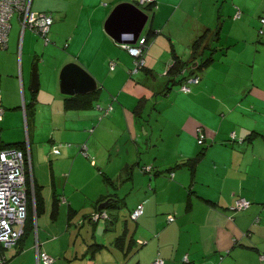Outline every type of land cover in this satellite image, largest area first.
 <instances>
[{
  "label": "crops",
  "instance_id": "obj_1",
  "mask_svg": "<svg viewBox=\"0 0 264 264\" xmlns=\"http://www.w3.org/2000/svg\"><path fill=\"white\" fill-rule=\"evenodd\" d=\"M122 1H133L143 7L146 5L141 0H57L63 18L52 23L50 31L53 29V38L48 34V42L67 40L69 36L66 44L68 52L58 64L54 77L56 87L53 94L59 98L58 109L70 110L65 108L67 93L61 90L60 82L61 70L69 62H79L96 79L97 87H100L98 101L103 107L110 102L113 104L112 101L103 103V91H107L108 95H116L117 100L118 94L131 82V75H134V70L130 69L133 65L132 55L127 46L117 42L105 30L108 15ZM253 1L252 5L245 4L244 8L259 15V20L255 25H235L231 30L226 28L227 25H221V36L216 43L219 48L213 53L214 59L205 66L200 67L196 63L189 65L194 61L190 59L193 49L186 58L180 54L176 44L173 53L170 52L169 39L165 35L152 36L144 52L147 67L143 69L146 72L156 71L161 84H157L159 81L154 79V91L169 97L172 95L168 102L173 109L180 111L172 113L167 124L170 126V135L162 136V141L158 142L156 149L159 157L154 161L148 158L141 165L142 157L138 155L129 175L124 167L132 163L130 153L119 157L118 168L113 169L109 164L111 156L104 160L96 149L95 157L90 154L91 148L87 142H77L78 149H75L74 142H56L54 136L50 137V142L36 134L24 139L31 159L27 168L31 171V178L41 187L43 204L39 214L34 209L31 226L18 241L4 249L6 264H45L39 261V250L57 256L52 264H115V258L118 264H131L130 260L135 256L139 257L136 264H151L159 255L165 258L166 264H264V32H259L261 26L264 29L260 21L264 0ZM156 2L154 9L159 10L154 13L150 27L155 29L156 22L168 26L177 12L174 6L179 4L178 8L184 12L183 21L179 22L184 25L195 24L186 28L190 46L197 36L206 33L200 38L198 45L201 46L213 34L208 28L216 27L213 24L217 11L215 0H210L206 8L201 0ZM199 4L200 15H195ZM225 4H222V8ZM33 8L45 11L41 6ZM238 10L241 11V7L229 5L228 11L234 17ZM71 13L74 14V30L68 33L64 26L69 25L61 24ZM161 14L160 21H157ZM217 21L218 18L215 23ZM169 32L172 33V29ZM44 42L48 43L45 39ZM239 42L244 45L235 48ZM0 50H5L0 51V101L5 106L4 112L5 108L14 109L23 104L25 115L29 104L35 105L37 112V109L41 110L42 102L51 103L49 99L41 100L38 95L42 84L38 89L30 86L28 96L26 85L29 72L25 69L24 61L19 65V43L17 51L10 42ZM164 51L168 54H164ZM218 53L221 55L218 56ZM176 56L189 60L187 68L200 74L201 79L193 86L194 91L176 89V83L167 85L165 67ZM112 63H115L113 68ZM33 90H36V95H33ZM124 97H127V93ZM142 98L137 100L136 105L141 106L138 107L133 125L146 123L143 124L147 134L144 140L148 143L158 139L156 129L161 128L154 124V111H150L147 121L140 117L145 109ZM98 101L91 108L97 109ZM120 106L124 108L123 98ZM84 109L89 108L73 110ZM77 114L84 120H88L86 115H92L84 112ZM137 119L140 122L135 121ZM201 132L202 140L199 135ZM127 134L133 139L138 151L141 141L138 131L130 128ZM0 139L4 140L1 128ZM84 144L87 153L83 151ZM164 145L171 148L165 155L162 153ZM56 148L60 151L56 152ZM203 148L204 153L194 173L187 166H174ZM127 152H130L129 148ZM174 161L175 164L171 165ZM98 163L104 168L97 170ZM146 164L153 165L151 172L142 171L137 177L136 165L143 167ZM165 165L169 166L158 170L157 167ZM147 173L148 179L145 178ZM168 176L170 179H167ZM146 181H149L150 190L145 189L144 193ZM153 183L155 188L151 189ZM126 187L130 192H143L137 196L142 202L137 203H143L144 211L134 219L135 225L127 220L130 232L134 230V241L127 237L125 245L130 246L125 252V247L122 249L115 244L111 235L114 233L116 237L122 231L121 219L107 228L109 219L104 216L91 218V215L97 210L100 199L107 195L117 198ZM241 196L250 199L251 204L243 209L234 208L236 199ZM137 198L130 201L133 206L125 211L123 220L131 217L132 209L138 205ZM116 213L122 214L121 210ZM170 215L174 219L169 220ZM96 242L102 243L101 246L92 245ZM115 249L120 253H114ZM126 258H129L128 261L123 262Z\"/></svg>",
  "mask_w": 264,
  "mask_h": 264
},
{
  "label": "rangeland",
  "instance_id": "obj_2",
  "mask_svg": "<svg viewBox=\"0 0 264 264\" xmlns=\"http://www.w3.org/2000/svg\"><path fill=\"white\" fill-rule=\"evenodd\" d=\"M142 1V0H141ZM204 3V7H207V4L210 2V0H201V3ZM143 3L145 1H142ZM226 3L225 6L222 8V4ZM234 3V4H233ZM254 3L253 0H215L216 4V13H215V21L216 18H218L217 23H215L213 19V24L218 25L219 21L221 19V25H227L226 28L231 30L235 25H255V22L259 20V15H255L251 10H247L244 8L245 4L252 5ZM42 4V5H41ZM232 4L235 8L241 7V16L237 18L234 17V14L229 13V5ZM178 5H175V10H177L175 14L174 20L168 25H159L160 23L156 22L157 24L154 25L155 29L157 28V31L155 32L154 36L157 35V37H161L162 35H165L167 39H169V50L173 53V50H175V44L176 48L179 50L180 54L184 57H189V55L192 52V45L187 43L189 41V36L186 33V28L188 26L193 27L194 25H184L181 24L184 17L183 9H179ZM33 6L35 8L42 7L41 9H44L45 11H49L53 15V24H55L57 21H60V19L63 18V13L59 11L58 9V3L57 0H34ZM44 6V7H43ZM200 4L197 8V12L194 13L195 15H200ZM172 9V8H170ZM221 9V11H220ZM156 10H150L149 14V20L146 24L145 28L143 29V35L146 34V32L149 29V26L151 25L154 17V13L158 11ZM243 10V11H242ZM264 10V7H263ZM235 11V10H234ZM221 13V17H218V14ZM264 14V11L263 13ZM162 14L160 17H158L157 21L161 19ZM262 17V16H261ZM160 21V20H159ZM175 21V22H174ZM181 21V22H179ZM192 22V19H190L189 23ZM11 29L9 32V42L11 47L15 45L16 51L18 50V43L20 45V55H21V61H19V65H22V62L24 61L25 69L29 72L28 75V82H27V91L28 96L30 93V86L32 81V75H33V68L35 63H37L38 67V76H39V85L42 84L41 89H38V95L39 97L46 100L49 99L51 103H44L41 104V110L37 109L29 114L25 113L24 115V109L23 104L19 107H16L14 109H8L5 108L4 114L0 117V128H1V134L4 140H21L30 138L29 135L36 134L37 137L43 138V140H46L47 142H50V137L54 136L56 138V142H60V140H63L62 142H74L76 148L78 149L77 142H87L88 145L91 148L90 154L94 155L95 157L97 154L95 153V150H99L100 156L102 155L103 159L110 158V166L113 169L118 168L119 164V157L123 156L124 153H130L129 157L131 159V164H133L134 161L138 160V155H140L142 158V164H144V161H148L150 158L152 161L157 159L158 156V148L160 140L162 136H169L170 135V126L167 125L169 119L172 117V113L180 112L178 110L173 109L170 104L169 100L171 99L172 95L169 97L166 94H163L162 92H156L154 91V79H157L158 81L161 78H158L156 71L155 72H146L144 69H139V72L136 73L134 71V75H131V82L123 88V91L118 94V99L116 100L115 96L114 98H111L112 95H108L107 91L102 92V98L101 100L103 103L107 104L108 102L112 101L113 104L110 102L106 107H103L102 105L100 108H89L84 110H60L57 107L58 104V97H55L53 94V90L56 87V81H55V74L57 73V67L60 61L66 57V54L68 50L66 49L68 46L67 40L62 39L58 42L50 41L47 44H45L44 39L42 36H40L38 33L33 31L31 28H26L25 32L23 33V26L21 20L18 18L17 14L12 17L11 19ZM177 23V24H176ZM59 25V24H58ZM61 25H69L64 26V29L66 32L71 33L74 28V14L71 13L67 20L65 22H62ZM161 26V27H160ZM159 28V29H158ZM162 31V29H164ZM172 29V33L169 32V30ZM162 31V32H161ZM53 29L50 31L49 35L52 37ZM172 34V37L170 36ZM69 35V34H67ZM153 36V37H154ZM151 38V40L153 39ZM164 38V39H166ZM163 39V38H162ZM170 39H173V41H170ZM138 40V39H137ZM150 40V42H151ZM135 43L132 44H136ZM146 45V43H145ZM145 45L143 48H145ZM244 43L239 42L235 46V48L243 46ZM230 48V47H229ZM9 50V49H7ZM177 50V51H178ZM5 51V50H0ZM164 54H168V52L164 51ZM218 56L221 54L218 53ZM131 58L133 59V65L131 66V71L135 68V61L134 56L132 55ZM219 58V57H218ZM19 60V57H18ZM194 63V62H193ZM197 64V62H196ZM260 65L261 62H258ZM170 65V64H169ZM169 65L165 67V70L168 69ZM194 65V64H189ZM187 67V66H185ZM209 69V68H208ZM198 70H201L199 68ZM260 68L257 67V71H259ZM136 73V74H135ZM54 78V79H53ZM256 79V78H255ZM198 82L190 83L191 89L188 92L194 91L193 86L196 85ZM157 84H161L160 81ZM179 87L178 84L175 85V88L177 89ZM130 88V89H129ZM137 88L136 91H134ZM180 89V88H179ZM182 91V90H181ZM1 92V91H0ZM127 97H124L126 95ZM116 94V93H115ZM114 95V94H113ZM142 96H145L142 98ZM124 103V108L122 109L120 106V101ZM142 98L145 102L144 106L145 109L141 113V118L147 119L150 118V111H154L153 115V121L154 124L160 126L161 129H158L157 127V133H158V139H154L146 143V140H144V136H147L146 131L143 127V124H146L144 122H141L140 124H137L134 126V118L136 119L138 115L137 108V100ZM5 106L3 105V108ZM164 107V108H162ZM92 114V115H86V118L88 120H84L82 117H79L77 113L81 112ZM149 111V112H148ZM36 112V118L34 122H32L33 115ZM143 114L147 115L144 116ZM139 117V116H138ZM129 121L130 123H128ZM135 121H139L140 119H137ZM145 121V122H146ZM94 132L92 130L94 129ZM167 125V126H166ZM138 131L140 135V147L138 151H136V147L134 145L133 139L129 137V129ZM163 130V131H162ZM54 134V135H53ZM155 137V136H153ZM156 143L154 144V141ZM169 146V145H168ZM94 147V149L92 148ZM128 148L130 149V152L128 151ZM170 150L171 148L167 147V145L162 146V153L164 154L166 151ZM140 150V153H139ZM55 151V150H54ZM80 152V150H79ZM88 152V150H87ZM82 155V154H81ZM165 155V154H164ZM147 157V158H146ZM87 158V157H86ZM146 158V159H145ZM149 158V159H148ZM175 161L171 164L174 165ZM86 165V164H84ZM87 166V165H86ZM97 170L103 169V165L101 163H98ZM133 166V165H132ZM131 166V167H132ZM135 166V165H134ZM169 165H165V167H157L158 170H164ZM105 172L106 169H104ZM136 176L140 177L138 173L142 174V166L136 165L135 167ZM150 173V172H149ZM149 173H147L145 176L146 179L149 178ZM162 174V173H161ZM163 175V174H162ZM160 176V175H159ZM164 177V175H163ZM167 179H170L168 176ZM148 182L146 181L145 187L143 189V192L149 191L150 188H148ZM151 189H154V183L152 184ZM127 187L124 188V190L121 191V196L118 203L120 206H108L106 207L107 210L111 213V215L115 214L117 210H121V220L120 223H123V215L126 214V210H129L133 205H131L130 201L132 199L137 198V196L142 195L143 192H137L136 190H131ZM126 195L128 197H126ZM140 200V201H139ZM137 202H142L141 199L137 198ZM138 204V203H137ZM136 204V205H137ZM133 210V209H132ZM128 220L130 224L135 225L136 221L134 219H130L128 217ZM112 238L115 239V234H111ZM142 248V247H141ZM114 253H120L119 250H114ZM51 254V253H49ZM55 259L57 258L56 255L51 254ZM63 257V256H62ZM139 257H134L130 260L131 264H136L138 262ZM129 258H126L123 262L128 261ZM165 259V258H164ZM115 264H118L115 258Z\"/></svg>",
  "mask_w": 264,
  "mask_h": 264
},
{
  "label": "built area",
  "instance_id": "obj_3",
  "mask_svg": "<svg viewBox=\"0 0 264 264\" xmlns=\"http://www.w3.org/2000/svg\"><path fill=\"white\" fill-rule=\"evenodd\" d=\"M151 1V0H142ZM17 14L22 22L23 29L31 28L44 37L45 41L50 40L48 34L53 23V15L49 11L37 10L33 8V0H0V49L6 48L9 42V32L11 19ZM264 21V17L262 18ZM145 36H142L136 45L123 43L129 52L138 58L135 61L134 71H137L143 61H139L145 45ZM140 62V63H139ZM115 63H112V68ZM200 76L190 75L187 82L181 86L182 90H191L190 83L198 82ZM100 107V105H98ZM4 111L0 101V117ZM202 140L203 132L199 133ZM84 153H87V146L84 144ZM59 152V149H55ZM31 163L30 151L26 148L8 146L0 150V264H6L4 249L21 237L24 232V225L28 215V185L26 178L27 164ZM147 170L152 168L151 164L145 166ZM35 197L33 196V200ZM251 204V200L246 197H238L234 208L243 209ZM144 211L143 203H139L133 211L131 217L136 219ZM108 217L107 211L94 212L93 217ZM174 219L173 215L169 220ZM142 242V239L139 240ZM264 258V254L262 255ZM39 261L45 264H52L55 258L47 251H38ZM151 264H166L162 256H157Z\"/></svg>",
  "mask_w": 264,
  "mask_h": 264
},
{
  "label": "trees",
  "instance_id": "obj_4",
  "mask_svg": "<svg viewBox=\"0 0 264 264\" xmlns=\"http://www.w3.org/2000/svg\"><path fill=\"white\" fill-rule=\"evenodd\" d=\"M156 6H157L156 0H151V1H147L146 5L144 7L143 6L142 7L145 8L149 13V11L154 10V8ZM240 16H241V11L238 10L236 17H240ZM218 17L219 18L221 17V13L218 14ZM263 17H264V14H261L260 15L261 25H264V21L262 20ZM150 26H149V29L146 32V34L143 35V33H141V35L138 37V40H137V43H138L142 36H145V40H146L145 48L143 49L142 55L139 58V61H143V63L140 65L141 67H139L137 71H139L140 68L143 69L146 66L145 65V59H144V52L149 47V44H150L149 41L151 40L152 36L156 32V30ZM208 29L211 30V32L213 34L210 35L208 38H206L203 45L199 46L198 44H200V42H201L200 38L206 36V33L201 34L199 37L197 36L194 39L193 44H192L194 52H193V57H191L190 59H191V61L194 60L193 64H195L197 62V65L200 67L207 65L211 60H213L214 59L213 53L215 50H217L219 48V46H216V43L219 41L220 36H221V19L219 21V24L216 25L215 28H208ZM259 32L260 33L264 32L263 26H261L259 28ZM132 45H136V44H132ZM137 59L138 58L135 57L134 61H138ZM189 63H190L189 60L180 59L178 56H176V59L169 65L168 69L164 73L168 79L167 85H169V84L171 85L172 83H176L179 85L180 90H182L181 86L187 82V78L190 75L197 74L200 76V74H198L197 72L194 73V69H189V67L188 68L185 67L186 64H189ZM137 71H135V72H137ZM200 79H201V76H200ZM200 79H199V81H200ZM36 94H37L36 90H33V95H36ZM114 96L115 95H112L111 98H114ZM99 98H100V87H96L94 90H90V91L84 92V93H76V94H72V95L66 94L64 104H65V108H67V109L91 108V107L95 106L94 103L97 102L99 100ZM97 104L101 106L100 102ZM140 106L141 105L137 104L136 110H138V107H140ZM34 111H35V105L29 104V106L26 110V113L27 114H29V112L33 113ZM8 146H17V147L25 149L26 148V140L21 139V140L7 142V141L0 139V150L5 148V147H8ZM203 153H204V148L201 149L194 156L188 157L186 160H184L182 162H178L174 166H179V165L180 166H187L189 168V170L192 173H194L196 171L197 164L199 163V160H200ZM132 165H126L124 167V169H125L124 171L129 173V175L131 174V169H132L131 166ZM146 165H148V164H146ZM146 165H144L142 167V170L151 172L152 168L150 170H147L145 168ZM152 167H153V165H152ZM171 169H172V167H171ZM171 169H169V170H171ZM26 172H27L26 178H27V185H28V201L29 202H28V215H27L25 225H24V232L26 231V229L29 226H31V224L33 222L34 209L36 211V214H39L40 206H42V204H43L42 203L43 202V194L41 193L40 185L37 184L35 179L31 178L30 169L27 168ZM33 196H35L34 200H33ZM54 196H55V199H57V195L54 194ZM108 198L110 199V204L108 206H120V204L118 203V200L120 197H118V196L116 198V197L107 195L106 197H104V199H100L98 202L100 203L102 200H105ZM99 203H97V207H98ZM103 211H107V214H108V217H105V218L109 219V222L107 224L108 225L107 228H109V226L111 224H114L118 220L121 219L119 214L115 213V214L111 215V213L107 209L97 208V210H95L94 212H103ZM94 212L92 213L91 218H93ZM129 218L131 219L130 216H129ZM127 220H128V217L124 218L123 223L121 224L122 225L121 226L122 231L114 239L115 244H117L119 247H121L122 249H123V247H125L124 248L125 252L128 250V247L130 246V244L125 245V241H126L127 237L130 239V241H134V232H133L134 230L132 232H130V228H129ZM24 232H23V234H24ZM101 244L102 243H99V242L98 243L97 242L92 243V245H94L96 247L101 246ZM165 262H166V260H165Z\"/></svg>",
  "mask_w": 264,
  "mask_h": 264
},
{
  "label": "water",
  "instance_id": "obj_5",
  "mask_svg": "<svg viewBox=\"0 0 264 264\" xmlns=\"http://www.w3.org/2000/svg\"><path fill=\"white\" fill-rule=\"evenodd\" d=\"M147 1H145L146 3ZM148 11L133 1H122L114 6L105 21V30L119 43H135L148 23ZM61 90L67 94L88 92L97 87L96 79L79 62L65 64L60 75ZM31 87L39 88V76L36 64L33 68ZM110 199L98 204L106 209Z\"/></svg>",
  "mask_w": 264,
  "mask_h": 264
},
{
  "label": "clouds",
  "instance_id": "obj_6",
  "mask_svg": "<svg viewBox=\"0 0 264 264\" xmlns=\"http://www.w3.org/2000/svg\"><path fill=\"white\" fill-rule=\"evenodd\" d=\"M123 44V43H122Z\"/></svg>",
  "mask_w": 264,
  "mask_h": 264
}]
</instances>
